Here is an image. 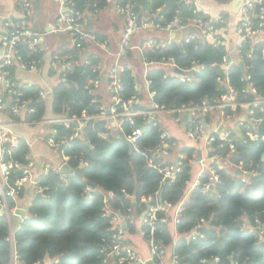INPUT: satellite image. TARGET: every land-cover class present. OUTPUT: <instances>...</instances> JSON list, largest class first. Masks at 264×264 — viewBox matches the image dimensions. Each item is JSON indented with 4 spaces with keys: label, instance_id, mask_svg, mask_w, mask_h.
Returning a JSON list of instances; mask_svg holds the SVG:
<instances>
[{
    "label": "trees",
    "instance_id": "obj_1",
    "mask_svg": "<svg viewBox=\"0 0 264 264\" xmlns=\"http://www.w3.org/2000/svg\"><path fill=\"white\" fill-rule=\"evenodd\" d=\"M70 1L75 10L81 12L91 23L92 16L108 3V0ZM118 2H131L135 5L136 12L143 16L145 12L151 14L150 20L157 23H167L175 17L183 25L199 19L209 21L193 2ZM214 26L221 29L225 27L218 23H214ZM93 35L97 42L104 43L105 39L99 33L93 32ZM153 36L151 34L150 38L141 39L139 49L143 59L154 64L147 69L146 79L150 82L149 90L155 93L153 100L159 106L166 109L201 106L203 103L216 106L223 102V97L228 93L227 86L217 82L218 78L225 79L226 74L230 87L238 94V102L264 100L263 42L258 40L244 44L239 49L237 59L229 54V48H215L199 41H182L181 44L174 43L166 49L158 48L159 39ZM84 48L85 51L82 52L72 45L53 54L51 74H59V82L52 90L50 102L41 100L42 89L35 85L18 89L20 97L6 92L2 94L6 102L3 113L14 122L23 120L27 124H39L46 121L48 115L53 117L49 121L51 134L45 137L46 141L52 137L59 144L77 136L73 141L55 149L56 155L68 159L71 171L65 173V178L54 173L41 174L39 185L47 188L44 197L30 198L25 191L18 196L20 204L28 208V217L14 234V263L108 264V250L115 232L110 225L111 219L104 216L105 207H109L113 213H120L123 219L132 217L135 224L127 225L126 228L130 234H134L138 219L150 205L167 203L173 208L179 205L183 208L176 225V237L170 230L168 214L165 212L157 215L153 237L157 244L170 250L178 258V264H203L202 261H206V264H264V242L260 240V236L264 234V142L261 141L264 136V110L252 108L253 116H247L238 129L231 131L230 141L216 140L212 144L211 156L218 155L227 162L222 170L217 165L211 167L217 171L219 181L214 182L210 172L206 170L199 178V186L190 191L189 185L194 178L191 161L196 153L194 149L185 147L180 153L187 158L182 161L177 180L162 182V175L148 165L146 157H154L156 162L164 166L173 164L177 158L175 149H170L174 141H167L166 147L170 149L167 157L155 156L152 150L161 143L160 125L147 117H136L133 119L135 127L124 121L122 130L124 135H130L134 129L142 131L141 153H137L120 139L119 132L109 128L107 120L93 119L100 114L103 104L99 91L92 90L90 83L96 79H100L101 85H108V82L103 80L104 75L98 69L104 59L101 48L95 44L89 45L88 42L84 44ZM84 53L88 55L83 61ZM21 55L24 61H32L43 59L46 53H32L23 47ZM228 56L231 62L222 65L223 58ZM56 57L66 64L70 63L71 68L61 72L54 71ZM170 57L183 70L190 69L193 63L202 68L198 74L193 75L199 80L198 83L184 84L177 78L165 79L167 69L157 64ZM241 64H244L245 72L241 69ZM123 66L124 71L120 73L123 91L120 97L127 102L136 95L135 88L139 79L131 69ZM9 71L8 79L13 83L17 82L18 67H12ZM250 85L256 90V94L249 91ZM138 98V104L131 105V109L149 110V95L142 92ZM17 99L31 102L22 117L12 114ZM118 111L122 112V108H118ZM247 111L239 108L236 113L230 114L232 118H236L238 114ZM83 116L90 120L82 122L81 128L76 124L66 127L59 122L61 119H81ZM209 121L210 114L206 116V122ZM255 121L260 123L255 125ZM251 133L258 135L260 139L251 141L248 137ZM231 145L235 149L233 153L230 152ZM4 147L6 162L17 163L22 167L10 170V186L22 177L23 168L29 163L30 148L23 139H19L17 147ZM235 166L241 168V173L254 172L256 175L245 177L237 173ZM77 170L80 176L74 174ZM243 178H246V182H242ZM90 184L95 185V189L90 192L89 199L85 191ZM206 184H211V187L207 193H203V186ZM109 192L113 197H109ZM149 198L153 200L151 203H148ZM7 205L9 209H13L16 204L11 198H7ZM162 219H167V223L162 224ZM201 220L205 221L206 227L192 240L194 228ZM142 229L148 238L150 229L147 226ZM9 236V225L5 218L0 217V264H13ZM114 260L117 262V258Z\"/></svg>",
    "mask_w": 264,
    "mask_h": 264
},
{
    "label": "built area",
    "instance_id": "obj_2",
    "mask_svg": "<svg viewBox=\"0 0 264 264\" xmlns=\"http://www.w3.org/2000/svg\"><path fill=\"white\" fill-rule=\"evenodd\" d=\"M56 1L62 9V13L60 14L58 19L59 25L61 26L63 32L69 34L73 46H75L81 51L84 50V44L86 42H90L101 48V50H104L106 52L108 51L107 43L97 42L96 37L91 31H89L87 27L84 15L81 12L75 10L74 4L70 0ZM224 1L233 2L234 0ZM182 2L187 3L190 1L182 0ZM25 7L29 8V5L26 4ZM115 10L117 14L123 18L124 27L121 40L119 42L118 51L114 55V66L108 74V92L111 95L112 101L109 108H102L100 114L93 119L107 120L110 124L109 128H114L117 132H121L123 134L122 126L124 121H128L131 127H135L133 119L136 117L144 116L151 119V121H155L154 119L156 116L164 114L170 116L177 124H182L183 122H185V117H188L187 136L189 137V139L194 142H199L208 136L206 140L208 141L210 151L212 152V144L216 140H219L221 142L230 141L229 139L231 133L223 132L219 129L207 133V115L211 114L213 111L222 110L225 113V119L230 121V118H232V115L230 113H236L239 108L250 109L249 116H253V112L251 111L252 108H261L262 110H264V100H257L251 103L238 102V94L229 85L230 81L228 79V74H226L225 79L218 78L217 80V82L221 85L227 86L228 93L223 97V102L216 106H210L207 103H203L201 106L190 105L181 106L179 108L174 109H166L165 107H161L154 102L153 97L155 96V93L149 90L150 82L146 79L147 69L154 64L149 63L146 60L143 61V66L145 69L144 80L146 84V89L151 98L148 106L149 110H132L131 105L138 104V97L142 93V90L137 85L135 88L136 95L132 97L129 101L124 102L120 97V93L123 91L122 85L120 83V73L124 71V64H122L123 61L128 59L129 55L136 50L133 41L134 37L141 29L138 27L140 15L138 12H136L135 5L131 2L118 4L115 7ZM239 14L240 16L236 28V34L240 40L241 48L244 44L252 42L264 34V0H244ZM226 21L227 20L224 17H219L216 23L220 25H225ZM3 23L4 26L0 34V45L2 50V55L0 58V217L5 218L6 222L10 227L12 215H15L17 210L24 209L27 211V214L25 216L20 217L21 225L28 217V208L27 206L20 204L18 198L19 194L22 191L26 192L27 190H29L30 198L36 197L38 195L44 197V193L47 191V188H44L39 185L40 175H35L36 167L35 163L31 159H29L28 165L23 168L22 177L17 179L13 185L9 186L8 184L10 170L13 168L21 169L22 167L17 163L12 164L6 162V149L4 146L10 145L11 147H17L19 139L14 135L10 127L6 125L4 121L5 115L3 112L5 111L6 102L2 98V94L6 92L9 95L20 97L21 95L17 93V90L25 86L21 85L19 81L13 83L8 79L10 76V68L18 67V71L21 70V72L31 74H36L39 71L42 59L24 61L21 55V48L24 47L32 53L44 55L45 46L43 43V37L40 34L29 29L26 26L24 20L15 21L10 18H5ZM190 28H193L196 33H189L188 31ZM142 29L151 31L156 34L172 35L178 32L189 33L188 37L185 40L187 43L189 41H199L202 44H210L215 48L228 49V42L225 36L223 35V29L214 26V24L210 21H203L199 19L194 20L190 24L183 25L178 17H175L172 21L167 23H157L153 20H149L143 22ZM229 58L230 56L224 57L222 65L229 64ZM157 65L169 70V73L166 74L165 79L177 78L180 80L181 83L184 84L198 83L199 80L193 75L198 74L202 70V68L198 67V65H196L195 63L192 64L193 66L190 69L183 70L176 64V61L173 57L164 59ZM61 66L63 67V71L71 68L70 63H64ZM222 67L224 68V66ZM178 71H180L182 74H179ZM246 79L249 80L250 78ZM100 82V79L92 81L90 83L93 87L92 90L97 89ZM249 91L252 94H256V90L251 85L249 87ZM51 95V91L43 90L40 94V97L43 102H47L50 99ZM30 103V101L17 99L15 105L12 108V114L17 117H22L28 109ZM120 107L122 108V112L118 111V108ZM88 120H90L89 117L83 116L81 119H61L59 120V122L64 123L66 127H68L70 124H78L79 127H82V122H86ZM243 122V120L240 121L239 126H241ZM259 123L260 122L255 121V125H258ZM50 134L51 133H49V135ZM123 136L124 141L129 144L132 149H134L137 153H141V130L134 129L130 135L123 134ZM76 137L77 136H73L68 141H62L59 144L54 141V138L50 137L46 142L49 147L57 149L60 146L66 145L68 142L73 141ZM248 137L251 141H257L260 139L258 135L252 133L249 134ZM160 140V145L154 150H152V153H154L155 156L167 157L169 155L168 150L176 147V144L172 143L170 149L166 147L167 141L171 139L170 136L165 131H163V129H161ZM261 141L264 142V136L261 138ZM220 148L222 147L220 146ZM234 150V146L231 145L230 152L233 153ZM186 158L187 157L185 154H180L174 160L173 164H167L164 166L162 163L156 162V159L154 157H146L148 165L162 175V182H175L177 180L178 174L180 173L182 161ZM66 160L68 161V159ZM196 160L197 159L195 156L191 161V165L195 164ZM210 161L213 165H217L219 170L225 169L227 163L225 162L226 160H224L218 155L212 156ZM62 168V166L45 165L42 169V175L54 173L56 175H60L64 179L65 174ZM235 169L241 170V168L237 166H235ZM209 172L212 179H214V182L219 181L217 171L215 169L211 168ZM243 175H245V177H249L251 175L252 177H254L256 174L254 172H251L243 173ZM242 182H246V178H243ZM198 186L199 182H196L189 186V190L191 191ZM210 187L211 184L204 185L203 193H207ZM93 190L94 189L89 187L85 191V194L89 196L90 192H92ZM108 195L109 197H113V194L111 192H109ZM7 198H11L16 204L13 209H9L7 205ZM90 198L91 197L89 196V199ZM152 201V198L148 199V203H151ZM172 211H175L176 217L174 223L175 225H177L179 223V215L183 211L181 205L176 208H173L170 204L167 203H158L156 205H150L146 213L139 218V222L141 223L142 227L147 226L150 229V235L148 236V238L146 232L143 231V229L141 231V235L147 240L150 245L151 255L154 264H169V262L167 261V251L155 242L153 235L156 229L158 213L165 212L166 214H169ZM104 213L105 217L111 219L110 225L113 227V230L115 232L112 239V245L108 250L109 254L112 255L113 258H117V264H142L140 257L136 255L133 250H131L126 245L127 232L126 229H124L123 225H134V219L132 217H127V219H123L120 213L111 212L109 207H105ZM160 222L162 224H166L167 219H162L160 220ZM256 224L260 225L258 221H256ZM205 227V221H199V223L194 228V232L191 235V239L195 240L205 229ZM14 234L10 233L9 236V242L13 247L15 245ZM172 261L178 264V258L175 255H172ZM215 261L217 262L218 259H216ZM202 263L206 264V261H202Z\"/></svg>",
    "mask_w": 264,
    "mask_h": 264
},
{
    "label": "crops",
    "instance_id": "obj_3",
    "mask_svg": "<svg viewBox=\"0 0 264 264\" xmlns=\"http://www.w3.org/2000/svg\"><path fill=\"white\" fill-rule=\"evenodd\" d=\"M190 1V0H189ZM196 4L198 11L202 12L209 21L213 24L217 22L219 17L225 16L226 24L223 29L224 36L228 42V48L231 55L237 57L239 55L240 49V40L236 34V28L239 22L240 9L237 13L233 11L234 2L226 1H216V0H193L190 1ZM118 0H108L107 6L101 11H98L94 16H92L93 23L86 21L87 27L92 26V33H99L107 43L108 51L100 50L104 56V59L98 69L107 78L112 67L114 66L115 57L119 48V42L121 40L124 20L117 14L115 7L120 4ZM26 4L29 5V8H26ZM62 9L56 0H0V34L4 26V19L10 18L15 21H22L26 23V26L32 31L40 34L43 37V43L45 46V57L41 61V66L38 73L31 74L26 72L18 71V81L21 85H35L39 86L42 91H51L59 82V74H51L52 63L51 58L53 54L62 50L63 48L72 47L71 38L69 34L62 31L61 26L59 25L58 19ZM142 16L143 22L149 21L151 14L145 12L139 14ZM90 31V30H89ZM145 29H140L136 36L134 37V45L136 50L131 54V56L123 61L126 67L131 69L134 75L139 79L138 86L141 88L142 92L148 93L146 89V84L144 80L145 69L143 66V56L142 52L139 49V43L143 38H150L153 34L154 38L159 39L157 42L158 48L166 49L172 44H181L182 41L186 40L189 33H175L172 35L168 34H156ZM261 41L264 43V34L255 39L254 41ZM89 45L93 43L88 42ZM97 47V46H96ZM82 52L85 51L81 50ZM83 54L82 60L84 58ZM2 55L1 45H0V58ZM86 59V58H85ZM56 63H54V71H63L61 65L64 64L61 59L58 57L55 58ZM84 61V60H83ZM231 62V61H230ZM229 62V63H230ZM242 65V64H241ZM167 73L169 70L167 69ZM104 80V78H103ZM94 91H99L100 98L103 104L102 108H109L111 105V95L108 92V85L101 82L97 89ZM150 98V96H149ZM51 101V97L47 102ZM150 101V100H149ZM148 108V106H147ZM248 109H246L247 111ZM224 112L222 110L213 111L210 114V121L207 122V133L212 132L213 130L219 129L223 132H230L232 130L238 129L239 122L244 121L247 116H249V111L246 113H240L236 118H230L228 121L224 117ZM53 117L51 115L47 116V120L39 124H27L22 120L21 122H14L9 117L4 118L6 125H8L11 131L18 139H23L27 142L30 148L31 159L35 163V175H41L43 166L45 165H54V166H64L67 164V160L59 155H56L55 149L49 147L45 140V137L49 134L50 123ZM169 136L170 139L176 144L175 154L178 157L185 147L192 148L196 153V163L192 166L194 167V178L193 183L190 185L199 182L201 175L207 170L210 171L212 167L211 151L208 145V141L202 139L199 142H194L189 139L187 136V126L188 122L185 121L182 124H177L170 116L168 115H158L154 119ZM175 124L178 128L171 129L170 124ZM173 124V125H174ZM79 127V126H78ZM81 128V127H79ZM180 129L181 131H176ZM208 135V134H207ZM175 160V159H174ZM68 165V164H67ZM237 170V169H236ZM67 173V172H66ZM65 174V173H64ZM189 185V186H190ZM27 194V193H26ZM29 196V194H27ZM30 197V196H29ZM169 218V227L172 231L174 237H176V225L174 223L176 214L175 211H172L168 214ZM135 225L136 232L130 234L126 228V245L133 250V252L138 255L142 261V264H154L151 255V248L149 243L145 238L142 237V225L139 222ZM127 227V226H126ZM260 240L264 242V234L260 236ZM167 261L169 264H176L172 261V253L170 250H167ZM108 264H117L112 255L109 257Z\"/></svg>",
    "mask_w": 264,
    "mask_h": 264
},
{
    "label": "water",
    "instance_id": "obj_4",
    "mask_svg": "<svg viewBox=\"0 0 264 264\" xmlns=\"http://www.w3.org/2000/svg\"><path fill=\"white\" fill-rule=\"evenodd\" d=\"M190 1H193V0H190ZM243 2H244V0H235L234 5H233V11H234L235 13H237V12L239 11V9L241 8ZM142 24H143V19H142V16L140 15V16H139V21H138V27H139V28H142ZM89 30L92 31V26H91V25L89 26ZM188 32L191 33V34L196 33V31H195L193 28H190ZM87 55H88V53H86V54L84 55L83 60H85V58L87 57ZM228 62H230V58H229V61H228ZM240 67H241V69L245 72V66H244V64H242ZM19 71L21 72V70H19ZM178 73H179V74H182L180 71H178ZM104 81H105V82L107 81V78H106V77H104ZM108 113H109V112H108ZM187 120H188V117H185V121H187ZM76 125L78 126V124H76ZM118 135H119L120 139L124 141V136H123V134H122L121 132H119ZM126 144H127V143H126ZM127 145L129 146L130 149H132V147H131L129 144H127ZM62 170H63L64 173H66V172H70V171H71L70 167H69L67 164H65V165L63 166ZM241 172H242L241 170H238V171H237L238 174H243V173H241ZM74 174L80 176V172H79L78 170L75 171ZM90 187H91L92 189H95V185L90 184ZM26 193L29 194V190H27ZM36 197L39 198V197H41V196L38 195V196H36ZM26 214H27V211H26V210H24V209H19V210H17V212H16L15 215H12V218H11V225H10V227H9V229H10V233H11V234H14V233H16V232L18 231V229H19L20 226H21V219H20V217H21V216H25ZM123 227H124V229H126V226H125V225H123ZM12 251H13V264H14V247H13V246H12ZM42 264H44V263H42Z\"/></svg>",
    "mask_w": 264,
    "mask_h": 264
},
{
    "label": "rangeland",
    "instance_id": "obj_5",
    "mask_svg": "<svg viewBox=\"0 0 264 264\" xmlns=\"http://www.w3.org/2000/svg\"><path fill=\"white\" fill-rule=\"evenodd\" d=\"M174 124V123H173ZM173 124H170V128L171 129H173L174 130V128H178V126H175V124L173 125ZM176 131H181L180 129H176ZM195 156H196V154H195ZM14 264H16V262L14 263Z\"/></svg>",
    "mask_w": 264,
    "mask_h": 264
},
{
    "label": "bare ground",
    "instance_id": "obj_6",
    "mask_svg": "<svg viewBox=\"0 0 264 264\" xmlns=\"http://www.w3.org/2000/svg\"><path fill=\"white\" fill-rule=\"evenodd\" d=\"M135 215V214H134Z\"/></svg>",
    "mask_w": 264,
    "mask_h": 264
}]
</instances>
